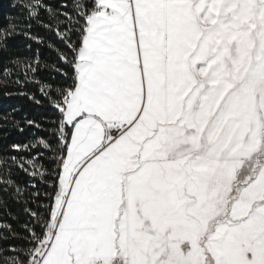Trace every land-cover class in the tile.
I'll return each instance as SVG.
<instances>
[{
	"label": "snow or ice",
	"instance_id": "snow-or-ice-1",
	"mask_svg": "<svg viewBox=\"0 0 264 264\" xmlns=\"http://www.w3.org/2000/svg\"><path fill=\"white\" fill-rule=\"evenodd\" d=\"M9 7L0 264H264V0Z\"/></svg>",
	"mask_w": 264,
	"mask_h": 264
},
{
	"label": "trees",
	"instance_id": "trees-1",
	"mask_svg": "<svg viewBox=\"0 0 264 264\" xmlns=\"http://www.w3.org/2000/svg\"><path fill=\"white\" fill-rule=\"evenodd\" d=\"M21 2H23V0H21ZM46 2L52 4L53 6L58 7L61 0H46ZM0 7L3 8V10L5 12L11 11L10 7H9V0H0ZM35 32L40 35V36H44L46 39H49L53 42H55V37L54 36H50L48 33L45 32V30L43 28H39L37 27L35 29ZM36 47V45H34V48ZM42 54L44 56V58H52L54 57V53H51L47 48H42L41 49ZM15 90V89H13ZM37 95H39V93L37 92ZM21 103H23L22 101L18 100L17 98H7L3 95L2 92H0V109H6L9 108L10 106H19ZM33 112L39 113V109L35 108V106H33L32 109ZM37 118H39V116H37ZM30 135V133H29ZM15 139H20V140H26L27 137H19L17 134H13ZM23 175V174H21ZM15 210V209H13Z\"/></svg>",
	"mask_w": 264,
	"mask_h": 264
}]
</instances>
